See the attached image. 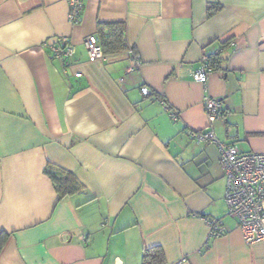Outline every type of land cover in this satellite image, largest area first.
Instances as JSON below:
<instances>
[{"label":"crops","instance_id":"obj_1","mask_svg":"<svg viewBox=\"0 0 264 264\" xmlns=\"http://www.w3.org/2000/svg\"><path fill=\"white\" fill-rule=\"evenodd\" d=\"M81 2L73 23L69 0H0V264H141L152 246L165 264H264L226 215L217 143L264 151V0ZM114 22L128 49L90 59L85 39ZM204 96L217 142L191 136ZM47 165L81 190L60 197Z\"/></svg>","mask_w":264,"mask_h":264},{"label":"built area","instance_id":"obj_2","mask_svg":"<svg viewBox=\"0 0 264 264\" xmlns=\"http://www.w3.org/2000/svg\"><path fill=\"white\" fill-rule=\"evenodd\" d=\"M68 20L75 23L80 19L81 0H69ZM90 59L103 58L98 42L85 39ZM74 48L66 38H60L52 46L53 55L67 57L73 54ZM135 66L138 65L134 56ZM132 68L127 67L126 72ZM211 68L207 56L202 55L199 65L192 71L194 81L206 83ZM80 73H76L79 76ZM144 95L149 93L145 86L141 87ZM220 99L204 96L203 107L207 123L200 132L191 133L197 141L217 142L213 135L212 124L219 114ZM172 118L174 114H172ZM218 143L219 164L225 178L224 201L226 215L232 217L240 230L243 241L253 244L264 241V151L240 152L234 145ZM208 229V236L214 237L226 233L227 228L221 218L203 217Z\"/></svg>","mask_w":264,"mask_h":264},{"label":"trees","instance_id":"obj_3","mask_svg":"<svg viewBox=\"0 0 264 264\" xmlns=\"http://www.w3.org/2000/svg\"><path fill=\"white\" fill-rule=\"evenodd\" d=\"M97 39L103 55L117 53L128 49L125 40V28L123 23H101L97 26ZM44 172L53 183V187L60 197L73 194L81 190V185L68 171L47 165ZM2 239L0 238V247ZM141 264H165L160 247L152 246L142 252Z\"/></svg>","mask_w":264,"mask_h":264}]
</instances>
